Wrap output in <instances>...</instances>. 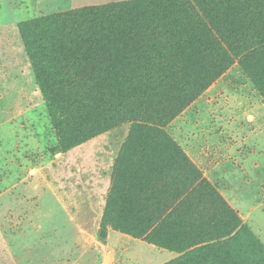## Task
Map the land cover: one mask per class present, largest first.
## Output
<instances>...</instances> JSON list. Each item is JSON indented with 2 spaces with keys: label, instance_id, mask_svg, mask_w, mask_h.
I'll list each match as a JSON object with an SVG mask.
<instances>
[{
  "label": "rangeland",
  "instance_id": "374dc122",
  "mask_svg": "<svg viewBox=\"0 0 264 264\" xmlns=\"http://www.w3.org/2000/svg\"><path fill=\"white\" fill-rule=\"evenodd\" d=\"M127 1L0 0V264L171 263L178 251L106 217L117 220L125 196L136 194L135 180L153 170L185 171L188 163L264 248V45L226 50L224 64L222 53L201 54L179 74L190 84L138 92L134 114L72 108L67 100L58 104L63 131L54 123L20 24ZM216 66L224 70L215 75ZM208 70L214 77L203 80ZM159 92L169 96L150 103L146 95ZM246 242L231 263L264 264Z\"/></svg>",
  "mask_w": 264,
  "mask_h": 264
},
{
  "label": "trees",
  "instance_id": "16d2710c",
  "mask_svg": "<svg viewBox=\"0 0 264 264\" xmlns=\"http://www.w3.org/2000/svg\"><path fill=\"white\" fill-rule=\"evenodd\" d=\"M20 29L38 86L63 131L58 104L67 100L72 108L125 117L135 113L131 106L138 92L145 96L158 83L190 84L179 74L201 54L238 55L247 52L246 45L262 47L264 0H133L59 12L22 23ZM220 62L227 63L223 56ZM213 70L216 75L224 68ZM206 74L203 80L214 77L210 70ZM182 91L192 100L197 96V90ZM146 96L152 103L169 92ZM188 166L149 171L135 180L130 187L135 196L126 195L125 203L121 199L116 221L109 214L106 220L178 251L180 257L169 264H232L230 257L246 240L264 254L237 213L200 171ZM109 204L111 212L115 199Z\"/></svg>",
  "mask_w": 264,
  "mask_h": 264
}]
</instances>
